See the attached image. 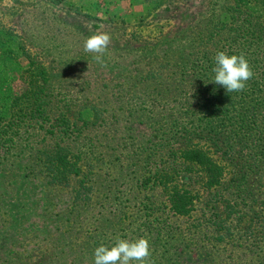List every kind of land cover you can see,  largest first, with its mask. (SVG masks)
<instances>
[{
  "label": "rangeland",
  "instance_id": "374dc122",
  "mask_svg": "<svg viewBox=\"0 0 264 264\" xmlns=\"http://www.w3.org/2000/svg\"><path fill=\"white\" fill-rule=\"evenodd\" d=\"M234 5L236 0H0V117L21 113L16 101L25 98L29 84L48 77L55 101L51 114L69 117L72 128L65 139L83 158L92 188L91 202L79 207L74 186L56 188L48 178L25 171L24 164L31 161L19 147L13 167L0 164V244L6 230L14 233L13 241L31 264L41 257L47 264H93L96 247H111L127 234L132 239L128 231L164 212L161 193L153 194L140 183L172 156L150 159L154 147L181 144L170 134L179 130L180 122L190 123V130L198 125L201 131L210 115L231 109L236 123H227L230 130L251 108L264 112V92L228 93L207 83L218 51L243 54L256 82L264 73L262 63L255 62L264 52V41L255 42L252 32L229 23L237 20L231 17ZM99 33L110 36L103 65L83 46L86 38ZM56 126L54 130L70 129ZM49 130L53 128L39 129L32 146L38 147ZM196 133L199 141L206 139ZM227 164L220 193L243 206L245 196L238 194L237 182L245 176L246 189L262 202L264 188L260 190L259 183L264 179L260 181L254 168L240 155ZM179 181L180 187L190 184L184 178ZM217 195L205 194L189 223L198 224L194 219L203 214H224ZM263 211L256 204L249 211L245 208L246 216L239 214L241 227L260 219ZM186 237L190 244L205 240L195 229ZM244 249L215 252L221 261L236 264L233 260Z\"/></svg>",
  "mask_w": 264,
  "mask_h": 264
},
{
  "label": "trees",
  "instance_id": "16d2710c",
  "mask_svg": "<svg viewBox=\"0 0 264 264\" xmlns=\"http://www.w3.org/2000/svg\"><path fill=\"white\" fill-rule=\"evenodd\" d=\"M230 11L231 17L237 20L229 23L234 22L252 32L251 37L255 42L264 41V0H236V5L232 6ZM258 47L261 48L260 45ZM260 55L255 62H261V67L264 68V52ZM42 74L45 75L44 72H41ZM42 80L41 84H29L25 98L16 101L15 105L19 107L17 110L21 113L12 114L9 118L0 117V164L13 165L12 157L20 147L27 161H31L23 163L26 165L25 171L32 173L35 178H48L49 184L56 188L74 186L75 202L79 207L85 206L91 202L92 188L85 179L87 176L83 158L71 151L65 139V133L71 131L72 124L69 117L63 113L51 114L55 103L53 84L48 77ZM261 84H264V73L259 74L257 82L256 76L253 75L252 82L245 88L248 91L244 90V93L249 94L251 90L264 92L261 91ZM260 108H251L249 114H243L238 120L239 124L230 130H227L226 126L234 117L230 114L231 109H226L224 114L216 112L210 115L211 117L208 116L210 120L207 127L201 131L198 125L196 130H190V123L185 126L180 122L179 130L170 134L173 138L178 137L177 142L180 141L181 144L174 142V148L161 145L154 147L155 150L150 152V159L158 154L162 158L172 155L162 168L157 169L158 171H150L148 175H144L140 183L142 188L153 194L161 193L164 212L154 221L148 219L149 222L143 227L133 228L128 232L134 234L132 239L146 237L149 240L153 264H228L227 261L225 263L218 259L219 255L215 251H228L235 247H245L244 252L240 250L237 259L233 260L236 264H264V211L260 219L245 227H241L239 222L241 211L242 215L246 216L245 208L249 211L253 204L264 207V200L261 202V199L252 198L254 195L246 189L248 180L245 176L237 182L238 194L245 196L242 198L243 206L237 201L234 204L232 201L235 200L231 201L220 193L227 178V161L233 159L234 155H240L254 168L255 173L260 175V181L264 179V112H261ZM94 110L98 114L99 110ZM208 111L212 109L208 108ZM82 122L85 125L83 118ZM58 124L70 129L54 130ZM47 126L53 130L46 131L43 138L40 137L42 140L38 147L32 146L38 142L36 136H40L39 129L45 130ZM196 132L204 134L206 139L203 137V140L199 141L201 137L196 136ZM164 135L168 137L169 134L165 132ZM222 138L226 141L222 142ZM220 141L221 144H217ZM140 153L136 152L135 155L140 156ZM91 163L90 161L89 165H93ZM177 174L180 178L187 179L190 184L180 187ZM259 184V189H263L264 181ZM201 192L208 195L218 193L217 196L222 199L221 203L225 205L222 210L224 214L215 212L210 217L203 214L194 219L198 224L189 223L197 210V203L205 195H201ZM183 219L186 220L187 227L182 225ZM258 223L261 224L258 226ZM192 229L204 233L203 243H187L189 237H186V233L192 232ZM2 233L4 236L0 244V264H31L27 261L30 258L24 256L22 246L13 241L17 239L14 233L6 230H2ZM126 238L129 239L128 234ZM45 260V257H41L35 264H47Z\"/></svg>",
  "mask_w": 264,
  "mask_h": 264
},
{
  "label": "clouds",
  "instance_id": "9594fccd",
  "mask_svg": "<svg viewBox=\"0 0 264 264\" xmlns=\"http://www.w3.org/2000/svg\"><path fill=\"white\" fill-rule=\"evenodd\" d=\"M110 36L99 33L84 41V50L93 54V59L103 65ZM253 71L243 54H229L227 50L218 51L214 57L211 75L207 83L222 86L228 93L243 91ZM152 250L146 237L127 239L117 237L109 247L100 245L94 249L93 264H153Z\"/></svg>",
  "mask_w": 264,
  "mask_h": 264
}]
</instances>
